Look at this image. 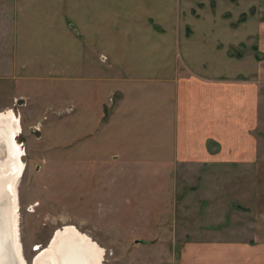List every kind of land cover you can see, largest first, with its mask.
I'll return each mask as SVG.
<instances>
[{"label":"rangeland","instance_id":"obj_1","mask_svg":"<svg viewBox=\"0 0 264 264\" xmlns=\"http://www.w3.org/2000/svg\"><path fill=\"white\" fill-rule=\"evenodd\" d=\"M263 44L264 0H0L27 263L68 225L104 264H196L204 241H264V165L173 163L170 114L175 72L255 82Z\"/></svg>","mask_w":264,"mask_h":264},{"label":"crops","instance_id":"obj_2","mask_svg":"<svg viewBox=\"0 0 264 264\" xmlns=\"http://www.w3.org/2000/svg\"><path fill=\"white\" fill-rule=\"evenodd\" d=\"M187 71H174L170 78L174 92L170 114L175 125L172 162L264 165V68L260 69L263 77L258 73L260 79L255 82L230 83L191 68ZM258 129L259 135L255 134ZM210 141L218 145V151H209ZM200 245L196 264H264V241H204Z\"/></svg>","mask_w":264,"mask_h":264},{"label":"bare ground","instance_id":"obj_3","mask_svg":"<svg viewBox=\"0 0 264 264\" xmlns=\"http://www.w3.org/2000/svg\"><path fill=\"white\" fill-rule=\"evenodd\" d=\"M17 131H20V123L14 113L11 110L0 111V264H25L20 242V215L17 207L14 209V225L18 250L17 248L15 250L11 242L15 241V238L10 230L12 204L9 186L18 162L14 144ZM19 184L20 182L17 187ZM17 187H15V195ZM60 241L62 243L58 246ZM83 241L87 244L89 242V246ZM102 254H105V250L90 237L84 235L78 228L68 225L54 234L51 246L35 260L34 264H100Z\"/></svg>","mask_w":264,"mask_h":264},{"label":"flooded vegetation","instance_id":"obj_4","mask_svg":"<svg viewBox=\"0 0 264 264\" xmlns=\"http://www.w3.org/2000/svg\"><path fill=\"white\" fill-rule=\"evenodd\" d=\"M19 123L21 124L20 121H19ZM20 133H23V129H22L21 125H20V131L19 132L18 131L16 132V135L14 137V141L16 140L17 136H19L17 134H20ZM14 144H15L16 150H17L16 156H17V161L18 162L16 163L17 164L16 171H15L14 176L12 177V179L10 181V186H9L10 187L9 188L10 189L9 192L11 193L10 196H11V204H12L11 205V210H10V226H11L10 227V230H11V232H13V236L15 238L16 237V226L14 225V216H15L14 215L15 214L14 213V211H15L14 209H16V207H17L18 208L17 209V212L20 215V224H19L20 225V242L22 244V241H21V198H20L19 186L17 187V185H18L19 182H21V180L23 179V177L25 175L26 164L24 162V153L22 152L21 147L18 145L17 141H15ZM15 187H17V194L16 195H15V193H16V188ZM16 204H17V206H16ZM53 236H54V233H53ZM53 236L51 237V240L49 241V244L47 245V247L39 248L38 249V252L35 254V256H34L35 258H34L32 264H34L35 260L37 258H39L41 256V254L43 252H45V250H47L51 246ZM11 242H13V244H14L13 247L15 248V250H16V248L18 250V247H16V246H18L17 245V243H18L17 242V238H15V241H11ZM83 242H86V241H83ZM61 243L62 242L60 241L59 244H58V246H60ZM86 244H87V242H86ZM87 245L89 246V242H88ZM22 247H23V245H22ZM18 253H19V251H18ZM22 255H23V259L25 261V264H29V263H27V261H26L23 253H22ZM100 256H101L100 257V264H104L105 254H102ZM21 259H22V257H21ZM24 261H23V263H24ZM97 262L99 263V261H97Z\"/></svg>","mask_w":264,"mask_h":264}]
</instances>
